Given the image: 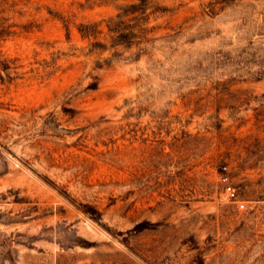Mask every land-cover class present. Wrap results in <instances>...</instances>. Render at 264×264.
<instances>
[{"label": "rangeland", "instance_id": "374dc122", "mask_svg": "<svg viewBox=\"0 0 264 264\" xmlns=\"http://www.w3.org/2000/svg\"><path fill=\"white\" fill-rule=\"evenodd\" d=\"M0 264H264V0H0Z\"/></svg>", "mask_w": 264, "mask_h": 264}, {"label": "built area", "instance_id": "2783aa9c", "mask_svg": "<svg viewBox=\"0 0 264 264\" xmlns=\"http://www.w3.org/2000/svg\"><path fill=\"white\" fill-rule=\"evenodd\" d=\"M229 177L228 176H223V180L225 182H228ZM227 191L234 197L235 196V191L232 186H227Z\"/></svg>", "mask_w": 264, "mask_h": 264}]
</instances>
